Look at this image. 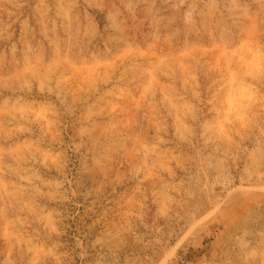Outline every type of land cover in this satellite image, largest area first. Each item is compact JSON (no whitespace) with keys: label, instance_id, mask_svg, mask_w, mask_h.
Instances as JSON below:
<instances>
[{"label":"rangeland","instance_id":"rangeland-1","mask_svg":"<svg viewBox=\"0 0 264 264\" xmlns=\"http://www.w3.org/2000/svg\"><path fill=\"white\" fill-rule=\"evenodd\" d=\"M0 264H264V0H0Z\"/></svg>","mask_w":264,"mask_h":264}]
</instances>
